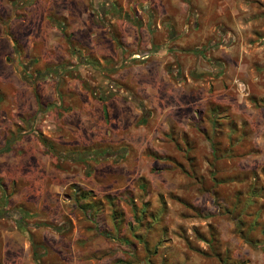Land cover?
Masks as SVG:
<instances>
[{
  "label": "rangeland",
  "instance_id": "1",
  "mask_svg": "<svg viewBox=\"0 0 264 264\" xmlns=\"http://www.w3.org/2000/svg\"><path fill=\"white\" fill-rule=\"evenodd\" d=\"M5 145L0 264H264V0H0Z\"/></svg>",
  "mask_w": 264,
  "mask_h": 264
},
{
  "label": "crops",
  "instance_id": "2",
  "mask_svg": "<svg viewBox=\"0 0 264 264\" xmlns=\"http://www.w3.org/2000/svg\"><path fill=\"white\" fill-rule=\"evenodd\" d=\"M255 148V147H254ZM244 156L245 157H250L251 155H248V152H246L245 154H244ZM256 157L257 156H255V157H252V158H255L256 159ZM239 159V158H238ZM245 158H243L242 160H244ZM241 160V161H242ZM238 161H240V160H238ZM231 224H234V222L232 223L231 222ZM234 226V225H233ZM4 236L5 235H3V234H1V238H0V255L1 256H6V255H9L10 256V258H11V260L12 261H17V260H19V257H20V251H21V249L23 250L24 249V242L22 243V248L20 249V247H19V245L18 244H15L14 246H13V243H11V240L10 239H5L4 238ZM27 241V240H26ZM25 241V242H26ZM26 246H29V243L28 242H26ZM34 244H39V242H37V243H34ZM20 245H21V243H20Z\"/></svg>",
  "mask_w": 264,
  "mask_h": 264
},
{
  "label": "trees",
  "instance_id": "3",
  "mask_svg": "<svg viewBox=\"0 0 264 264\" xmlns=\"http://www.w3.org/2000/svg\"><path fill=\"white\" fill-rule=\"evenodd\" d=\"M53 25H55L58 29H59V31L63 34V36H64V38H65V33H64V27L62 26V25H60V24H58V23H55V22H53ZM66 40H67V38H65ZM68 44H69V42H68ZM69 49H70V51H71V54H73L75 57H77V58H80L77 54H78V52H77V50L76 49H74L70 44H69ZM199 53V52H198ZM59 70V67L57 66V67H53V68H48V69H46L44 72H42V73H37V76H38V78L37 79H41V78H43L45 75H47V74H49V73H55V74H57V71ZM179 78V77H178ZM179 80H181L180 78H179ZM139 107H141L140 105H139ZM11 140H9V142H10ZM8 148H9V146L8 145H5L2 149H0V152H3V151H7L8 150ZM93 153L94 154H98V157H101L102 155H104V154H106V153H108L106 150H103V151H98V153L95 151H93ZM73 160H75V161H81V158H80V156H79V154H76L75 155V157H74V159Z\"/></svg>",
  "mask_w": 264,
  "mask_h": 264
}]
</instances>
